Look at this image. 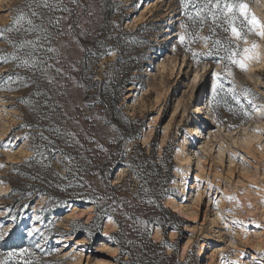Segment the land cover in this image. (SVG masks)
<instances>
[{
    "label": "rangeland",
    "instance_id": "obj_1",
    "mask_svg": "<svg viewBox=\"0 0 264 264\" xmlns=\"http://www.w3.org/2000/svg\"><path fill=\"white\" fill-rule=\"evenodd\" d=\"M93 2V15L85 12L78 21L88 35L81 36V29L77 28V40L66 35L48 45L60 48L61 63L56 67H62L75 78L67 81L64 88L58 87L63 77L57 76L54 69L47 75L56 77L57 82L49 85L39 72L34 75L33 70L17 67L19 62L10 59L14 53L27 58L31 51L14 48L9 42L19 44L36 38L35 32L24 30L26 22L19 31H5L0 37V55L8 57L7 62L0 63L3 74L0 79V165H3L0 167V232L11 228L5 238L8 240L24 236L21 248L27 247L30 253L9 257V251L0 250V262L122 264L126 260L132 263L131 258L120 257L118 246L109 237L119 230L120 222L121 233L141 246L140 237L147 234L145 224L127 219L124 213L141 221L158 219L154 208L140 204L139 178L130 169L133 164L144 165L141 149L148 155L156 146L153 164L158 165L159 182L154 187L163 207L176 216L165 230L156 225L148 228L150 240L159 245L154 248L156 257L160 259L163 250L168 258L184 264H231L243 251L246 255L241 264H253L257 250L264 249V38L247 34V43L235 41L221 26H216L211 34V19H205L202 26L199 22L193 25L183 14L181 0H103V6L101 0ZM243 2L250 13L264 22V0ZM24 4L25 0H0V29L13 25L19 10H26ZM195 10L189 9L193 13ZM181 35L185 36L183 43L179 40ZM210 35L205 41L204 37ZM216 39L225 43L231 40L232 46L238 44L241 52L255 42L258 47L254 51L258 55L247 61L246 70L227 66V61L219 60L218 56L194 57V53L208 51ZM62 41L68 47H61ZM81 44L89 52H80ZM109 46L115 50L114 54L100 55ZM34 55L41 59L52 57L49 62L55 63L53 53L38 51ZM76 60L80 61L78 70L71 71L67 62ZM228 72L232 75H227ZM214 73L222 74L217 83L223 90L219 92L218 102L210 105ZM89 75L92 79L87 78ZM17 76L31 77L41 90L50 89L48 108L33 110L34 105L20 102L25 97L36 99L30 95L35 85L23 87ZM107 88L115 90L117 106L132 122L133 135L137 138L124 141L123 162L118 156L120 148L110 142L118 136L108 126L110 116L105 104L110 102L102 96ZM229 88H234L240 96L247 116L230 97H227L229 104L223 102ZM43 99L40 98L41 103ZM57 126L76 132L85 147H67L52 131ZM195 129L199 137L191 134ZM41 131L56 147L75 157L72 170L83 162L79 168H87L84 176L89 186L103 194H117L126 201V208L113 211V220L109 221V215L95 216L93 205L89 209L86 203H63V198L80 194L82 186H73L63 192L65 196L56 197L55 184H63L68 162L61 164L51 157V166L46 168L37 162L40 160L37 156L30 164L24 163L32 155L31 145L51 148L48 141L40 139ZM89 137H95L97 143H92ZM97 144L107 151L98 154L92 164L111 176V185H121L114 191L105 185L106 176H90L95 170L88 162L87 158L91 157L88 153L92 152L88 150ZM41 151L49 155L44 147ZM111 152L123 165L112 164L115 160L111 156L109 160ZM137 153L139 158L131 159ZM24 191L30 193L21 196L20 192ZM48 191L52 192L50 196L42 194ZM103 202L98 204L102 206ZM24 204L29 207L24 208ZM173 206L179 211H173ZM9 210L16 217L15 227ZM34 216L40 219L35 220ZM30 227L39 229L31 237L26 235ZM37 243L40 249L35 248ZM135 245L130 243L131 252H136ZM147 251L138 250L137 254Z\"/></svg>",
    "mask_w": 264,
    "mask_h": 264
},
{
    "label": "snow or ice",
    "instance_id": "obj_2",
    "mask_svg": "<svg viewBox=\"0 0 264 264\" xmlns=\"http://www.w3.org/2000/svg\"><path fill=\"white\" fill-rule=\"evenodd\" d=\"M182 7L184 8L183 14L192 21L193 25L199 22L202 26L203 21L205 19H211L213 28L210 29V33L214 34L215 27L221 26L225 32H230L231 36L235 41L243 40L247 43V34H255L257 37L264 38V22H261L255 15L250 13L248 10V5L243 2V0H181ZM71 5V6H70ZM101 6H103V0H101ZM78 8L80 11L76 12L75 9ZM196 9L195 12L189 11V9ZM24 9L19 10V14L14 17L13 25L9 26L5 29H0V37H3L5 31H19L21 27H23L26 22L27 27L24 29L26 32L32 33L35 32L36 38L34 40H24L19 44H16L14 41H9L13 44L14 48L23 49L30 48L31 51L28 53V57H21L16 55L15 53L11 55L10 59L13 61H18L17 67H24L33 70V74L39 72L41 76L45 79L46 83L51 85L56 83V77L49 76L47 73L49 70L54 69L57 76L63 77V80L58 82V87L64 88L66 87V82L69 80L75 81L74 77L69 76L68 73L64 71L62 67H56V64H60L61 61L59 59L60 48L54 46H48L51 44L53 39H60L64 36H72L74 40H77L78 37L75 34V29H81L80 35L85 36L88 35L87 29H84L78 21L84 15L85 12L88 13L89 16L94 13V2L93 0H89V2L85 3V0H25ZM39 21L37 23L36 21ZM115 23V22H114ZM226 25V27H225ZM187 28V25H183ZM211 35L208 37H204L205 41L209 40ZM41 39H43V43H41ZM181 43L184 42L185 36L181 35L179 37ZM61 47H68L66 42L61 43ZM257 44L253 42L251 47H245L242 52L239 49V45L237 44L235 47L232 46V41H228L227 43L216 39L212 42V47L208 49L206 52L202 53H194V57L199 55L205 58L218 56L219 60L227 61V66L235 65L239 67L241 70L247 69V61L250 59L256 58L258 55L255 53V49L257 48ZM38 51H43L46 53H53L56 56L55 63H50L49 61L52 57H45L41 59L40 57L34 55V53ZM79 51L82 53L89 52L82 44L79 46ZM114 49L110 46L106 48L105 52L100 53V55L104 54H114ZM223 53V55H219ZM251 53V55H250ZM92 55H96L92 53ZM8 57L5 55H0V63L7 62ZM68 67L71 71H77V64L80 63L79 60L76 61H68ZM221 73L213 74V83L211 85V98L209 99V104L217 103V97L219 92L223 90V86L219 85L217 81L221 78ZM227 75H232L231 72H228ZM3 78V74H0V79ZM88 79H92V76L89 75ZM17 81L21 83L23 87H29V85H35V90L30 93L31 96L36 97V99L30 100L28 98H21V103H27L34 105V109L36 107L48 108V101L51 99L50 89L41 90L39 83L32 79L31 77H16ZM8 81H12V76H8ZM41 97H45L42 103L40 101ZM227 97L231 98V101H234L236 105H239L240 111L244 113L245 116L248 115L247 109L244 107V104L241 103L240 96L235 92L234 88H229L225 93V98L223 102L225 104H229V100ZM249 104H252L253 107L255 105L251 100L248 101ZM91 106V105H85ZM67 113H65V116ZM98 119H104L103 117H97ZM86 119L91 120V117H87ZM79 123L78 121H76ZM106 122V121H105ZM27 127H31V125H27ZM113 129L115 126H112ZM52 131L55 133L57 138H61L65 141V145L67 147H77L83 148L84 145L80 143V140L77 138L78 134L71 130L62 129L60 127L52 128ZM40 139L43 141H48L51 148H47L42 145H31L32 155L25 158L24 163L30 164L33 160H36V157L39 156L40 160L38 163H41L42 166L48 168L51 166V157H55L58 163L63 164L64 161H67V165L64 167L65 172H71V165L75 161V157L69 153L64 152L63 149H60L55 146L54 141H50L47 136L44 135V132L41 131L39 133ZM121 139L123 137H120ZM92 143H97L95 137H89ZM110 142H115L110 141ZM44 147L45 151H48L49 155L45 156L44 152L41 151V148ZM97 147L101 148L103 151H107L103 149L102 145L97 144ZM88 151H94L93 149H89ZM59 153V155H57ZM45 161H48L45 163ZM89 163L91 161H88ZM3 167V165H0ZM82 169L77 166L76 175ZM58 175V173H56ZM67 179V177H64ZM83 179V177H80ZM71 186V185H69ZM141 189L147 193L148 189L144 187L143 184L140 185ZM137 195H139L137 193ZM229 199H233V197H228ZM97 199H104V197H97ZM113 204L116 201L113 199ZM24 208L29 207V205L24 204ZM123 208V204L120 205ZM131 207V204H129ZM42 210V209H41ZM115 208H112V211H115ZM33 211H37L33 209ZM10 219L12 222V227H15L16 217L11 215L9 210ZM125 217L129 220L135 219L139 223H143L147 225V221H141L139 217L133 218L127 212L124 213ZM33 219L39 220V216H34ZM108 220L112 221L113 218L111 215L108 216ZM234 223L239 224L240 221H234ZM131 227V225H129ZM2 227V225H0ZM39 229L36 227H30L26 230V235L31 237L34 233H37ZM11 233V228L8 232H0V241L4 240L7 235ZM107 235V233L105 234ZM109 239H113V237H109ZM131 243V241H129ZM35 248L40 249L41 245L39 243L35 244ZM258 256L253 258V264H264V249L257 250ZM30 254L29 249L27 247L20 248L18 250H10L8 252L9 257H13L16 255H25ZM131 255V253H128ZM246 253L240 252L239 259L236 261H232L231 264H241V261L244 259ZM2 264V262H0ZM24 264H29L28 261H25Z\"/></svg>",
    "mask_w": 264,
    "mask_h": 264
},
{
    "label": "trees",
    "instance_id": "obj_3",
    "mask_svg": "<svg viewBox=\"0 0 264 264\" xmlns=\"http://www.w3.org/2000/svg\"><path fill=\"white\" fill-rule=\"evenodd\" d=\"M10 25H8L7 27H9ZM102 96H104V98L106 99V101L110 102V104L107 105V103L105 104V107L107 108L108 112H109V116H110V121L108 122V126H115V128H112V131L116 133V135L118 136L114 145H116L117 147L120 148L118 156L122 157L119 158V160H121L122 162L125 160V152L121 150V147L123 146L124 141L129 140V141H134L136 140V136L134 133V130L132 129L133 125L132 122H130L129 119H127L126 117L123 116V114H121V110L118 108V101H117V94L115 92V90H111V89H106L102 92ZM119 115H121V119H119ZM124 122V125H122L121 123ZM120 137H123L122 139ZM86 143V142H85ZM85 147V144H84ZM152 153L150 154H145L144 150H140V156L144 158V165L139 166V165H135L134 164L132 166H130L131 172L132 174H135L138 178H139V185H137V188L139 190V192H137L139 195V201L140 204L143 207H147V208H154L155 212L159 217L158 219H154L150 218L149 220H147V225H145V230L147 231V234L144 237H140L141 241H142V245L138 246L137 242L132 241L131 243H135V253L131 252L130 250V243L128 238L123 235L121 233V225L120 222H118L119 224V230L115 231L111 237H113L114 243L118 246L119 248V254L120 257L123 258L125 256H127L128 258L132 259V263H129L128 261H123L122 264H184L181 263L177 260H175L174 258H168L165 254V252L163 250H161L160 253V259H158L154 253V248L159 247L158 244H153V242L150 240V235L151 232L148 231V228H150L151 225H156L161 227L162 229L165 230V228L168 226V224H170V222H173L172 218L175 216L174 213L170 212L168 209L164 208L163 205L161 204V196L158 194V191H156L155 187H154V183L155 182H159L158 181V165L153 164V160H155V151L154 149L156 148V146L152 147ZM133 149V148H132ZM94 151L88 153L90 154V158L89 159L91 162L89 163L90 166H92V170H95L94 174L91 173V177L92 176H106L105 178V185L110 189V190H116V188H120L121 185L119 186H115V185H111L109 183L111 176L105 174L103 171H101V169H98L95 164H92L93 160L98 159V154H100L101 152H103V150H101V148L95 146ZM134 152V151H133ZM109 156V160H110V156L112 159L115 160V162H113L112 164H118V165H123L122 163H119L117 160V156L112 154V152L110 154H108ZM138 153L136 155V157H131V159L134 160V158H139ZM103 158H107L106 155L102 156ZM137 160V159H136ZM83 161H86L85 159ZM156 161V160H155ZM150 162L152 164H150ZM106 163V161L104 162ZM78 165H83V162H79ZM135 168H137L135 170ZM157 168V170H156ZM80 169H82V171L79 172L78 175H76V168H74L71 172H66L65 176L67 177V179H63L62 182L63 184L61 185H56V191L54 190L53 193H55L56 197H60V196H65L63 195L64 191H69L71 189H73V186L75 188V186H82L84 188H80V194H78L76 197H65L62 199L63 203H68V202H80V203H86L88 205H93L94 206V211H95V216H101V218L105 217L106 215H111L113 213L112 208L115 209H121L120 205L123 204V207L126 208V201H123L121 197H119L117 194L115 196H112L111 194L108 195V193H100L99 190H97L96 188H93V186H89L86 183L85 180V174L87 173V168H85L84 166L80 167ZM112 171V168L111 170ZM108 171V173L110 172ZM64 176V177H65ZM80 177H83V179H80ZM143 184L145 188L148 189L147 193H145L140 185ZM71 185V186H69ZM88 185V186H87ZM58 186V187H57ZM13 187V186H12ZM15 189V188H14ZM13 189V190H14ZM63 189V190H62ZM21 196L22 195H28L29 192H20ZM24 193V194H23ZM52 192H42V194L50 196ZM52 197V196H51ZM97 197H104V199L100 200L97 199ZM113 199L116 201L115 204L112 203ZM100 201H104L103 205H99L98 203ZM87 205V206H88ZM46 206V205H45ZM135 210V208H134ZM176 217V216H175ZM22 239H25L24 236L20 237V238H11V239H4L3 241L0 242V250L2 251H10V250H17L20 249L22 246ZM146 248H144L145 246ZM35 246V245H34ZM140 247V248H139ZM145 249H149V251L147 252H142L141 254H137L138 250H142L144 251ZM128 253H131V255H128Z\"/></svg>",
    "mask_w": 264,
    "mask_h": 264
},
{
    "label": "bare ground",
    "instance_id": "obj_4",
    "mask_svg": "<svg viewBox=\"0 0 264 264\" xmlns=\"http://www.w3.org/2000/svg\"><path fill=\"white\" fill-rule=\"evenodd\" d=\"M192 133H193V137H195V136H196V137H199V135H198V133H197V129H195L194 131H192L191 134H192ZM91 207H92V206H90V205L88 206L89 209H90ZM172 210L175 211V212H178V211H179V209H178L176 206H173ZM183 215H185V214H183ZM99 264H106V263H101V262H100Z\"/></svg>",
    "mask_w": 264,
    "mask_h": 264
}]
</instances>
